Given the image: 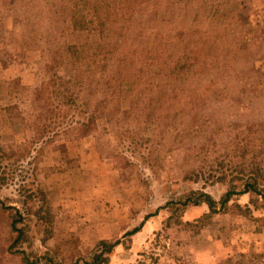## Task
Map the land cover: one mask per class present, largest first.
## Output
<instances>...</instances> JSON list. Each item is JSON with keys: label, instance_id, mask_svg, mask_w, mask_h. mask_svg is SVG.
<instances>
[{"label": "rangeland", "instance_id": "374dc122", "mask_svg": "<svg viewBox=\"0 0 264 264\" xmlns=\"http://www.w3.org/2000/svg\"><path fill=\"white\" fill-rule=\"evenodd\" d=\"M247 187L264 189V0H0V202L28 217L31 262L118 242L107 264H264Z\"/></svg>", "mask_w": 264, "mask_h": 264}, {"label": "trees", "instance_id": "16d2710c", "mask_svg": "<svg viewBox=\"0 0 264 264\" xmlns=\"http://www.w3.org/2000/svg\"><path fill=\"white\" fill-rule=\"evenodd\" d=\"M62 82V80H61ZM60 82V83H61ZM63 83V82H62ZM45 89L37 97H47L49 94L52 95V90L56 93L60 92L62 93V89H57V82L51 81L44 85ZM63 87V84H61V88ZM69 92V88H67ZM59 93V94H60ZM58 94V95H59ZM56 95V94H55ZM57 96V95H56ZM73 97V96H70ZM75 101V100H74ZM73 102V98H71L70 101H68V105ZM78 104V103H77ZM50 112H45L40 114L37 119L39 121V125L42 122H46L49 120ZM68 117V114L65 116V120ZM38 123V122H37ZM63 123H61L62 126ZM39 125L36 124V135L38 136V140L43 137L46 132H49L48 126H46L47 131L40 129ZM78 125L80 126V132H85L87 128L89 127V124L85 122H78ZM45 128V129H46ZM248 186V185H247ZM245 193L248 192H259L257 195L261 196L264 200V189L259 190L255 187H247V189L244 191ZM23 196V195H22ZM206 198V201H204L211 210L212 213L216 212V203L209 197L208 195H204ZM33 197V194L29 195L28 198L31 199ZM22 204H27V201L24 199V197H21L20 199ZM228 202V198L225 196L221 204L224 205ZM199 203H195V205H198ZM42 213H44V217H41ZM37 214L39 215V218L45 219L46 221H50V216L47 217L48 214H50L49 210L45 209L44 205L40 207L37 211ZM0 217L2 221L5 223V236H7L6 239V253L7 256L10 258L9 260H4L3 264H14L15 262V255L20 254L21 257L18 259L19 262L17 264H38V260H40L39 257H36L34 261H30L29 256L27 253L22 249L24 245H27L28 247L32 245L31 237L29 235L30 225H29V219L25 216V214L17 207L15 206H6L3 202H0ZM136 231V230H135ZM134 231V232H135ZM118 245V242L114 243H107V242H100L99 243V249L94 252L89 258L82 259L83 261H76L73 264H80L83 262V264H107L109 262V258L107 255H109L113 249ZM16 249V250H14ZM7 257H5L6 259Z\"/></svg>", "mask_w": 264, "mask_h": 264}]
</instances>
